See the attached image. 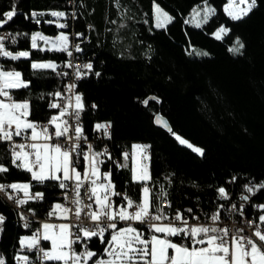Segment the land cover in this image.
<instances>
[{"label": "trees", "instance_id": "obj_1", "mask_svg": "<svg viewBox=\"0 0 264 264\" xmlns=\"http://www.w3.org/2000/svg\"><path fill=\"white\" fill-rule=\"evenodd\" d=\"M156 2L174 18L163 28L155 27L152 0H0V13L13 5L17 11L13 20L0 28V34L11 33L16 38L15 44L11 39L5 41L7 50L31 52V60L3 58L2 62L5 69L14 68L31 82L28 88L15 90L14 99H28L32 108L29 119L47 122L59 111L48 108L55 99L49 94L63 93L67 76L57 75V69L34 73L30 64L37 60L58 64L68 55L32 49L31 35L38 30L49 36L62 30L83 33L79 38H88L82 44L84 54L93 55V69L77 89L86 106L84 130L92 134L96 123L111 121L115 153L112 161L106 160L105 169L112 170L117 191L137 200L139 185L131 180V158L128 168L117 167L116 161L124 163L122 154L127 148L131 152L132 142L145 141L151 144L149 187L154 193L163 188L167 197L162 198L171 203L172 211L186 206L216 210L218 204H225L218 199L216 188L222 186L240 195L243 184L264 181V0H256L257 6L239 21H232L224 12L229 0H208L216 15L200 28L185 21L203 0ZM33 11L45 13L35 18L38 24L31 16ZM51 11H62L65 16L52 17ZM59 24L68 28H59ZM221 25L230 32L217 40L212 33ZM236 37L245 44L242 55L228 51ZM203 52L209 55L198 54ZM150 96L159 97L160 102L149 100L143 105L141 101ZM159 112L175 133L205 154L200 156L179 145L158 127L154 118ZM10 161L6 144L0 143V163L10 169L0 174V182L28 181L29 174L12 167ZM234 175L236 182L229 183ZM32 190L43 192L45 199L30 201L24 208L47 217L61 190L46 185H35ZM252 199L264 202V189ZM246 211L259 215L252 207ZM18 212L0 199V214L6 218L0 225V253L7 264H16L13 257L19 251V238L31 235L39 226V221L28 215L33 222L24 228ZM91 246L98 252L103 247L98 241Z\"/></svg>", "mask_w": 264, "mask_h": 264}, {"label": "snow or ice", "instance_id": "obj_2", "mask_svg": "<svg viewBox=\"0 0 264 264\" xmlns=\"http://www.w3.org/2000/svg\"><path fill=\"white\" fill-rule=\"evenodd\" d=\"M234 3L235 0H229L228 5L224 7V12L232 21L241 20L257 6L256 0L250 2L241 0V3L247 6L237 13L232 8ZM152 6L155 27L163 28L165 27L163 21L170 23L174 19L156 3V0H152ZM49 14L52 17L65 16L62 11H51ZM16 15L15 5L11 10L0 13V28L12 21ZM43 15H45L43 12L31 13L37 24L40 21L35 18ZM215 15L216 10L208 0H203L202 7L197 5L192 10V20L195 21L197 28L207 24ZM189 22L191 21H185ZM66 26L58 25L59 28ZM229 32L230 29L221 25L213 35L217 40H222ZM77 35L82 36L83 33ZM9 39L13 44L16 43V38L11 33L0 34V57L10 61L31 60L30 51L13 53L7 50L5 41ZM38 41L50 44L51 48L48 49L50 51L66 52L69 57L72 56V51H69V37L63 33L54 40L39 32L33 33L32 49L38 48ZM73 47L76 52L82 51L78 44ZM244 48L245 44L236 37L234 46L228 51L234 55H242ZM198 54L209 55L207 52ZM30 66L34 73L45 69L55 72L57 69L54 62L31 61ZM65 66L75 68L77 80L86 74L80 70L81 67L89 72L93 69L90 62L79 66L68 61ZM95 75L99 76L100 73L96 72ZM30 83L23 79L20 71L14 68L5 69L4 65L0 64V143L7 146L11 166L30 176L25 182L0 183V199L13 203L19 209L29 201L45 199L43 192L32 191L35 185L59 189L64 203L50 205L46 215L70 222L60 224L38 222L39 226L31 235L19 238V251L13 257L16 264H264V204H251L259 215L253 219L246 218V228L218 226L225 213L229 218L233 214L245 216V204H249L251 198L264 189V181L256 184L249 181L243 184L239 196L243 202L241 204L231 202L232 197L225 187L216 188L218 199L228 203L227 206L223 203L218 204L216 211L210 215L205 214L209 223L190 224L185 213L191 215L192 220H200L199 216L193 214L191 208L184 212L177 210L174 216L169 217L160 206L162 197L166 198L167 193L163 188L160 193H154L147 183L152 180L149 165L144 163L150 160L148 155L150 145H132L131 180L139 185L138 198L133 200L127 192L117 191L110 168L101 171V165L105 163L100 159L101 156H107L108 161H112L107 148L95 151L91 144L87 145V152L82 148L81 141L87 143V136L81 123V114L86 106L82 94L74 91L76 84L66 85V91L71 92V95L65 96L60 91L49 94L63 103L48 104L49 109L59 111L42 125L29 119L32 108L28 99L23 101L14 99L15 90L26 89ZM149 100L160 102L159 97L150 96L141 103L147 106ZM95 107L93 104L92 108ZM154 122L166 129L179 145L186 146L200 156L205 154L202 148L193 146L175 133L160 115H155ZM111 128V121L94 125V130L102 132L108 139H111ZM17 137L21 142L15 140ZM138 154L141 162L137 161ZM122 155L124 163L117 164V167L128 168L129 153L124 152ZM9 171V167L0 163V174ZM165 179L171 183L170 177ZM236 180L237 177L234 175L229 183H235ZM113 197L120 199L114 201ZM165 202L168 208L172 207L170 202ZM27 213L32 217L36 215L32 208H27ZM18 215L24 221L23 227L30 228L33 221L29 216L24 212H18ZM5 219V216L0 214V225ZM164 220L168 223H160ZM121 222L124 223V227L118 226ZM134 223L139 227L133 226ZM245 232L250 234L245 235ZM97 241L103 246L99 252L90 247L91 243ZM45 242L50 244V247H45ZM0 264H7L2 256Z\"/></svg>", "mask_w": 264, "mask_h": 264}, {"label": "built area", "instance_id": "obj_3", "mask_svg": "<svg viewBox=\"0 0 264 264\" xmlns=\"http://www.w3.org/2000/svg\"><path fill=\"white\" fill-rule=\"evenodd\" d=\"M7 12V11H6ZM73 14V18H75V12L73 11L72 12ZM68 28V26H66V29ZM89 30V29H88ZM63 34H67L69 39L71 40V47H69V51H72V56L69 57L65 60V61H62V62H59L57 64V71L58 73H67V79H66V82H65V85H64V95L65 96H68V95H71L72 93L71 92H68L66 91V85L68 84H72V83H75L76 84V88H75V92H77V89H78V85H79V82H81L85 76L89 73V71L87 69H83L81 67V71L86 73L85 75H83L79 80H77L75 78V68H69V67H66V63L68 61H71V63L73 65H79V66H82L83 64L85 63H92L93 64V60H92V57L93 55L89 56V55H85L84 52H76L74 50V45H79V43H84L85 41L88 40L87 36L86 37H83L84 39H80L79 36L77 35V33L75 31H72V32H62ZM4 57H0V64H3L2 60H3ZM14 98H15V93H14ZM51 102H60V103H63V101H59L58 98H55L53 99ZM104 122H107V121H104ZM46 122H42L40 124H44ZM81 123L83 124V113L81 114ZM84 126V124H83ZM110 133H112V128L110 129ZM85 135L87 136V143H85L84 141H81V145H82V148L85 152H87V145L88 144H91L93 145V148L95 151H103L104 148L106 147L107 148V151L108 153L111 155V157L114 155L115 151H111L110 150V146H107V140H106V137H104V134L102 132H96L95 130H93L92 134H86ZM15 140L17 142H21L20 138H15ZM135 144H141V145H150V148L148 149V154L150 155L151 154V144L148 143V142H142V141H138V142H134ZM126 152H128V149H126ZM81 159V164H83V157L80 158ZM101 160L105 161L108 159L107 156H101L100 157ZM117 164L120 163L119 160L116 161ZM78 169L82 171V168H80V166H78ZM101 171H107L105 169V163L101 165ZM1 183V182H0ZM33 192H38V191H34L32 190ZM232 197V203H236V204H241L243 203L242 201H240L239 199V196L240 195H234L233 193H229ZM21 196L23 195V193L20 194ZM113 200L116 201V197H113ZM30 202V201H29ZM32 202H38V201H32ZM59 202L60 203H64V200H63V195H62V192L59 194ZM87 202V201H86ZM9 205H11L14 209L16 210H19L21 212H24L26 213L27 215L31 216L30 213H27V210L24 208V206L20 207L19 209H17L16 205H14L13 203L11 202H7ZM227 203L228 202H225L226 206H227ZM264 204V202H260V201H255L251 198V201L249 202V204H245V208L247 209V207H251V204ZM161 208L164 209V212L169 216H174L176 211H172L170 208H168L166 206V202L165 200H163V198L161 199V204H160ZM188 208H191L193 209V214L196 215V216H199L200 217V220L199 221H195V220H192L191 218V215L185 213V215L188 216V220H189V223L190 224H196V223H209L208 219H207V216L205 214H208L210 215L211 213H213L214 211L216 210H206L204 209L203 207H197V208H194V207H191V206H186L185 208L179 210L181 212H184L186 209ZM256 210V209H255ZM223 211V210H221ZM32 217V216H31ZM256 217V216H255ZM254 216H248L246 213H245V216H240V215H236V214H233L230 218L228 217V215L225 213L220 222H219V225L218 226H227L229 228H240V227H247V225L245 224V219H253L255 218ZM35 219H37L39 222H51V223H54V224H60L62 222H70V221H65V220H61V219H57L56 217H50V218H42V217H38V216H34ZM123 223V222H121ZM160 223H163V224H167L168 221L167 220H164V221H161ZM133 225H136L135 223ZM139 226V225H137ZM245 235H248L250 233H247L245 232L244 233ZM145 235L147 236V233H145ZM46 247V246H45ZM90 247L92 248L91 244H90Z\"/></svg>", "mask_w": 264, "mask_h": 264}, {"label": "rangeland", "instance_id": "obj_4", "mask_svg": "<svg viewBox=\"0 0 264 264\" xmlns=\"http://www.w3.org/2000/svg\"><path fill=\"white\" fill-rule=\"evenodd\" d=\"M249 2H250V0H249ZM157 3V2H156ZM229 3V2H228ZM228 3L226 4V5H228ZM157 4H159V3H157ZM160 5V4H159ZM211 5V4H210ZM225 5V6H226ZM161 6V5H160ZM201 7L203 6V4H201L200 5ZM212 6V5H211ZM247 5L245 4V3H241V0H235V3H234V5L232 6V8L238 13L239 12V10L240 9H242V8H245ZM196 7V6H195ZM194 7V8H195ZM213 7V6H212ZM161 8L164 10V11H166L167 13H169L167 10H165L162 6H161ZM193 10V9H192ZM169 15H170V13H169ZM171 16V15H170ZM155 17V16H154ZM189 21H191L190 23L191 24H193V25H195V21H193L192 20V12L190 13V17H189ZM164 23H165V26L168 24V22L167 21H163ZM155 24H156V20H155ZM203 26V25H202ZM217 30V29H216ZM215 30V31H216ZM214 31V32H215ZM35 32H39V33H41L42 35H44V36H46V37H49L50 39H52V40H54L56 37H54V36H49V35H46V34H44L43 32H41V31H35ZM34 32V33H35ZM213 32V33H214ZM213 33H212V35H213ZM67 35V34H66ZM68 36V35H67ZM214 36V35H213ZM232 46H234V45H232ZM69 47H71V40L69 39ZM38 48H40V49H44V50H48L49 48H51V45L50 44H45L43 41H38ZM37 61H40V62H54V61H51V60H37ZM55 63V62H54ZM56 64V63H55ZM57 65V64H56ZM24 79V78H23ZM25 80V79H24ZM18 101H20V100H18ZM104 122V121H103ZM102 123V122H101ZM134 142H138V141H134ZM134 142H132L131 143V145H133V144H135ZM142 142H145V141H142ZM149 143V142H148ZM131 153H132V147H131V152H129V157L131 158V160H132V155H131ZM149 155V154H148ZM150 156V155H149ZM137 161L138 162H141V157H140V155L138 154L137 155ZM150 161V160H149ZM149 161H144V163H148V165H149ZM132 164H133V161H132ZM149 171H150V168H149ZM148 183V186H149V182H147ZM120 198H118V197H116V201L117 200H119ZM49 223H51V222H49ZM123 225V226H122ZM119 227H124L125 225H124V223H120L119 225H118ZM157 235H161V234H157Z\"/></svg>", "mask_w": 264, "mask_h": 264}, {"label": "bare ground", "instance_id": "obj_5", "mask_svg": "<svg viewBox=\"0 0 264 264\" xmlns=\"http://www.w3.org/2000/svg\"><path fill=\"white\" fill-rule=\"evenodd\" d=\"M62 32H67L66 30H62V31H60V32H58V34H56L54 37H57V36H59ZM76 32V31H75ZM77 33V32H76ZM80 37V36H79ZM82 44L83 43H79V46H80V48L82 49V51L81 52H84V50H83V47H82ZM106 140H107V146H110V150L111 151H113V138H112V133H111V139H108L107 137H106ZM128 149V148H127ZM128 152H130V149H128ZM1 183H10V182H1ZM59 202V201H58ZM257 211V210H256ZM246 214L248 215V216H253V215H249L248 213H247V211H246ZM255 217V216H254ZM42 218H50V217H42ZM133 226H136V227H139V226H137V225H133ZM0 256H2V257H4L1 253H0ZM5 258V257H4ZM6 260V259H5Z\"/></svg>", "mask_w": 264, "mask_h": 264}, {"label": "water", "instance_id": "obj_6", "mask_svg": "<svg viewBox=\"0 0 264 264\" xmlns=\"http://www.w3.org/2000/svg\"><path fill=\"white\" fill-rule=\"evenodd\" d=\"M156 115H160L161 117H163L169 124H170V122H169V120L162 114V113H157ZM154 120H155V118H154ZM158 126V125H157ZM170 126H171V124H170ZM158 127H161V126H158ZM172 127V126H171ZM162 128V127H161ZM164 129V128H163ZM173 129V128H172ZM166 130V129H165ZM167 131V130H166Z\"/></svg>", "mask_w": 264, "mask_h": 264}, {"label": "crops", "instance_id": "obj_7", "mask_svg": "<svg viewBox=\"0 0 264 264\" xmlns=\"http://www.w3.org/2000/svg\"><path fill=\"white\" fill-rule=\"evenodd\" d=\"M62 223H66V222H62ZM123 226V225H122ZM45 246L46 247H50V244H48L47 242H45Z\"/></svg>", "mask_w": 264, "mask_h": 264}]
</instances>
